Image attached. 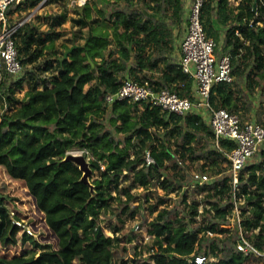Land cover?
<instances>
[{
  "label": "trees",
  "instance_id": "16d2710c",
  "mask_svg": "<svg viewBox=\"0 0 264 264\" xmlns=\"http://www.w3.org/2000/svg\"><path fill=\"white\" fill-rule=\"evenodd\" d=\"M40 1L24 0L14 9H33ZM183 6V0H86L74 19L83 42L65 45L60 53L55 39L62 32L56 28L66 20L65 12L45 30L27 22L14 30L22 67L49 52L58 56L46 59L41 71L57 75L33 76L22 98L16 89L24 76L12 85L0 80L5 106L0 113V264H196L197 255L205 257L202 264H247L250 257L264 264V257L236 247L239 231L228 219L234 202L224 150L236 142L220 138L218 147L210 124L194 111L179 115L147 102L105 100L124 78L155 89L166 85L192 98V78L170 57L183 31ZM200 17L208 37L216 44L223 39L215 52L230 54L234 77L213 84L210 103L246 121L264 78V0H204ZM81 28L91 32L84 37ZM154 69L158 74L148 72ZM3 73L9 75L4 67ZM262 110L260 105L255 120L264 126ZM146 148L154 158L151 165L144 162ZM72 149L92 156L89 167L99 173L90 183L81 179L78 164L65 159ZM248 160L238 174L236 200L243 235L262 250L264 142ZM194 169L208 172L210 181L192 186ZM122 177L126 183H120ZM139 186L165 190L149 206L157 210L149 221L152 244L144 256L140 250L117 261L121 228L115 223L113 234H105L102 215L115 200L117 213L138 214L143 205L133 204L138 200L133 189ZM174 191L179 197L167 205ZM22 225L30 233L24 231L20 240Z\"/></svg>",
  "mask_w": 264,
  "mask_h": 264
},
{
  "label": "built area",
  "instance_id": "2783aa9c",
  "mask_svg": "<svg viewBox=\"0 0 264 264\" xmlns=\"http://www.w3.org/2000/svg\"><path fill=\"white\" fill-rule=\"evenodd\" d=\"M24 0H0V63L7 73L15 75L22 70V64L18 59L17 49L14 45L13 32L18 24L8 25L7 10ZM86 0H75L84 4ZM204 0H192L188 15V24L185 35L180 42L182 71L195 81V93L198 102L194 103L187 96H180L176 91L164 85L160 89L139 83L131 78H124L119 88L106 94L105 100L112 103L116 100L127 99L131 102H147L160 106L162 109L175 114L184 115L195 105L207 108L210 113L209 124L213 132L215 144L219 147L220 138L230 139L236 145L224 153L229 159V174L231 176L233 207L228 215L232 228H237L239 236L236 247L249 256L264 257V249H258L242 233L240 225V209L236 200V191L239 185V172L243 169L247 160L259 149L264 142V126L253 120L241 121L236 112H231L224 107L215 108L210 103L211 88L218 81L231 82L233 80L231 56L229 53L215 54L216 41L205 33L200 11ZM86 150H80L77 154H85ZM86 158V157H85ZM144 162L146 165L154 163L150 149H144ZM211 177L208 172L192 170L191 185L208 183ZM203 193H198L202 197ZM20 224L19 221H16ZM29 230V229H28ZM30 232V230H29ZM207 234L214 235L212 231ZM205 261L203 255L194 258L196 264Z\"/></svg>",
  "mask_w": 264,
  "mask_h": 264
},
{
  "label": "rangeland",
  "instance_id": "374dc122",
  "mask_svg": "<svg viewBox=\"0 0 264 264\" xmlns=\"http://www.w3.org/2000/svg\"><path fill=\"white\" fill-rule=\"evenodd\" d=\"M50 1L41 0L40 3L42 2V5L38 7L36 12L35 11L33 12L34 15L33 14L29 15L27 13L26 15H23V17L19 19L17 17V20L14 17H12L11 23H15L16 21H20V20L26 21L31 18V21L35 23L39 29L43 30L48 27V23L53 18V16L55 18L57 15H61L63 14V12H65V15L67 18L66 22L61 27H59V29H62L61 32L63 33L64 36L59 39H55V46L60 53L64 50L65 45L70 46L74 43L78 44V43L83 42V39H81V36L79 35L80 33L78 31V29L80 28V24L74 22V19L78 17V9L79 7H81L79 5H83V4H79L75 2V0H52V2L55 1V3H50ZM189 1L190 0H188V4H189ZM190 4H191V1H190ZM233 4H236V2H233ZM38 6H39V3H38ZM97 6L98 7L102 6V3H97ZM35 9L36 8H34L33 10ZM40 9H42L41 12H39ZM143 10L147 11L148 9L145 6H143ZM81 29L83 30V28ZM108 31L110 32L111 29H108ZM90 32H91L90 29H85L83 30L82 33H83V36H84V33L87 36ZM112 36L113 35L110 34L109 38L114 39ZM56 56L58 55L50 54L48 52L45 56L41 57L34 64H29L25 67H22V70L15 75H12V74L4 75L3 66L0 63V72H2L0 73V80L3 79L2 81H4L5 84L12 85V82L14 81L15 78L19 76H24L25 81L23 82L22 87L19 89H16L17 97L22 98L24 96L25 91L29 88L31 84L30 81L33 76L56 77L57 72H53L52 70H48L45 72L41 71L45 64V60L54 59ZM260 83H261L260 87H257L258 91L256 93V96L253 97V103L255 104V105H252V108L254 109V118H255L256 112H258V109L260 108V105L261 107H263L262 111L264 112V96H263L264 78L261 79ZM4 109H5V106H2V104H0V113ZM254 118H253V121H256ZM79 152H80L79 149H72L68 151V153H72V154H77ZM90 157L92 156L90 155ZM90 157L89 156L86 157L88 166H89L88 160ZM256 158L257 157H253L250 159V161H253ZM258 159L260 158L258 157ZM197 166H199V164H197ZM98 173L99 171L97 170L91 171L90 169V173L87 175V178H86L87 182L90 183V181L93 178H95ZM126 182L127 181L124 180V178L122 177V179L120 180V183L123 184ZM133 191L136 192L137 199H138L137 202H134L133 204L140 202L143 205V207L141 208L138 214H136L134 217H130L125 214L117 213V211L119 210V207H117L119 204V201L115 200L112 203L110 211L102 215L101 225L103 227V231L105 234H108V235L113 234L110 226L115 223H117L118 226L121 228V230L118 232V235L121 241L118 243V246L115 250V258L117 261L120 258L130 259L133 256L136 257L134 253L135 251L138 252L142 250L143 256L146 255L145 251L147 250L148 246L152 244V235H150L148 232L150 228L149 221L157 214V210L150 211L149 206L152 203H154L158 195L163 194L165 190L161 188L160 186H156V187L152 186V187H149L148 189H144L143 187L139 186L133 189ZM144 195L148 197L147 200H145ZM178 197H179V193H177L176 191L170 193L169 198L166 200L167 205H170L171 203H173L174 200L177 199ZM163 205L162 204L159 205L158 208H161ZM8 209L10 210L9 206H8ZM2 211L3 209L0 210V226L4 225V217L2 215ZM5 211L8 212L7 209H5ZM118 215H120L121 219H123V222L119 220ZM24 231H26L28 234L30 233L28 228L22 225L19 231V234H18L20 237V240L23 236ZM135 245L137 246L136 248L134 247ZM121 246H124L125 250H122ZM247 264H259V262L253 259V257H250L249 260L247 261Z\"/></svg>",
  "mask_w": 264,
  "mask_h": 264
},
{
  "label": "crops",
  "instance_id": "0c3cea01",
  "mask_svg": "<svg viewBox=\"0 0 264 264\" xmlns=\"http://www.w3.org/2000/svg\"><path fill=\"white\" fill-rule=\"evenodd\" d=\"M191 2H192V0H190ZM190 1H189V4H188V0H183V3H184V11H185V16L182 18V20H181V23H180V26L182 27V29H183V31L182 32H180V35L177 37V39H174V43H175V45H176V47H175V49L172 51V53H171V55H170V57L172 58V60L175 62V63H180V59H181V50H180V42H181V39L183 38V36L185 35V32H186V30H187V24H188V15H189V11H190V6H191V4H190ZM50 3H55V1H51ZM46 4H48V3H46ZM42 5V2L40 3L39 2V6L37 5L35 8V10H33V9H28V10H23V11H21V10H16V9H14L15 8V5H13V7L11 8V12L10 13H8V21L9 22H11V18L12 17H14L16 20H17V17H18V19L19 18H21V17H23V15H26L27 13L29 14V15H34V11L36 12V10L38 9V7H40ZM79 6H82V5H79ZM189 7V8H188ZM14 9V10H13ZM43 9V8H42ZM42 9H40L39 10V12H41V10ZM79 12H81V9L79 10ZM81 15H82V12L80 13ZM55 18H54V16H53V18L49 21V23H48V26L50 25V23L54 20ZM67 19V18H66ZM15 21V20H14ZM17 22V23H16ZM14 24L16 25V24H18L19 22V24H18V26L19 25H21V24H23L24 22H27V23H30V26H32V25H34V26H37L35 23H33L32 21H31V18L30 19H28V20H26V21H23V20H20V21H16ZM66 22V20L60 25V26H58L57 28H56V30L57 31H60L61 32V30L62 29H59V27H61L64 23ZM17 26V27H18ZM38 27V26H37ZM48 28V27H47ZM46 28V29H47ZM45 30V29H44ZM64 35H63V33H61V36L59 37V38H61V37H63ZM86 35H85V33H84V37H85ZM59 38H57V39H59ZM81 39H83V38H81ZM222 40L223 39H220L219 40V42L217 43V47L218 48H220V46H221V43H222ZM215 54L218 56V54L215 52ZM148 72L149 73H152V74H154V75H156V74H158V72H157V70L156 69H154V70H148ZM244 83L245 82H242L241 83V86L242 87H244ZM195 87H196V85H195V81H193V79H192V84H191V86H190V93L192 94V98H190V99H192V101L194 102V103H197L198 102V98H197V95H196V93H195ZM237 88L239 89V86H237ZM257 89V88H256ZM258 91V90H257ZM255 96H256V94H255ZM240 102V101H239ZM253 102V101H252ZM253 105H255L254 103H252ZM238 105H240V103H238ZM191 111H194V112H197V113H199L201 116H202V118L207 122V123H209V119H210V113H209V111L207 110V108H205L204 106H201V105H195L192 109H191ZM240 112H242L241 110H239ZM250 116H251V119H248V120H253V118H254V109L251 107V110H250V114H249ZM255 119V118H254Z\"/></svg>",
  "mask_w": 264,
  "mask_h": 264
},
{
  "label": "water",
  "instance_id": "95a60500",
  "mask_svg": "<svg viewBox=\"0 0 264 264\" xmlns=\"http://www.w3.org/2000/svg\"><path fill=\"white\" fill-rule=\"evenodd\" d=\"M44 1V0H43ZM65 159L72 160L78 164L79 168L83 171L81 179L87 182V175L90 173V167L88 162L83 154H72L68 153Z\"/></svg>",
  "mask_w": 264,
  "mask_h": 264
},
{
  "label": "bare ground",
  "instance_id": "6f19581e",
  "mask_svg": "<svg viewBox=\"0 0 264 264\" xmlns=\"http://www.w3.org/2000/svg\"><path fill=\"white\" fill-rule=\"evenodd\" d=\"M29 17V16H28Z\"/></svg>",
  "mask_w": 264,
  "mask_h": 264
}]
</instances>
